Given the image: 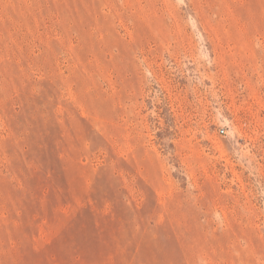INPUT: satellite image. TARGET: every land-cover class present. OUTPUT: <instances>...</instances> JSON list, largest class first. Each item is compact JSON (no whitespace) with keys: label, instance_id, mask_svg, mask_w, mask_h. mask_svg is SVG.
Returning <instances> with one entry per match:
<instances>
[{"label":"rangeland","instance_id":"obj_1","mask_svg":"<svg viewBox=\"0 0 264 264\" xmlns=\"http://www.w3.org/2000/svg\"><path fill=\"white\" fill-rule=\"evenodd\" d=\"M0 264H264V0H0Z\"/></svg>","mask_w":264,"mask_h":264},{"label":"built area","instance_id":"obj_2","mask_svg":"<svg viewBox=\"0 0 264 264\" xmlns=\"http://www.w3.org/2000/svg\"><path fill=\"white\" fill-rule=\"evenodd\" d=\"M220 132H221V133H223V132H224V130H220Z\"/></svg>","mask_w":264,"mask_h":264}]
</instances>
